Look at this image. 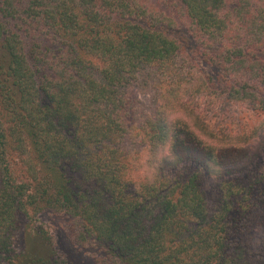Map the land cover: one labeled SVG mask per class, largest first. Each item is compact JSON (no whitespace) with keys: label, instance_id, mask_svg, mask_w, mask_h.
<instances>
[{"label":"trees","instance_id":"obj_1","mask_svg":"<svg viewBox=\"0 0 264 264\" xmlns=\"http://www.w3.org/2000/svg\"><path fill=\"white\" fill-rule=\"evenodd\" d=\"M189 61L264 115V0H0V264H73L44 225L94 264H264V160L181 119Z\"/></svg>","mask_w":264,"mask_h":264},{"label":"rangeland","instance_id":"obj_2","mask_svg":"<svg viewBox=\"0 0 264 264\" xmlns=\"http://www.w3.org/2000/svg\"><path fill=\"white\" fill-rule=\"evenodd\" d=\"M182 66L184 68L180 72V77L185 79L183 81L189 82L190 86L188 93L183 97L188 96L186 104L179 109L181 119L189 124L197 122L200 126L205 125L209 129H213L214 134L221 140V144L232 143L233 146L247 150L250 156H256L255 162L264 160V115L252 112L242 104H233L224 100L216 90L204 89L202 83L198 82L199 70H203V67L197 66L195 62L189 61ZM185 73L186 75H182ZM183 86L181 85V88ZM140 92L142 91L139 89L133 90L132 94L139 101V109L143 113L149 112L153 106L151 93L147 95V92L144 94ZM211 186L208 183L209 189H212ZM28 222L33 227L45 224L44 219L37 220L34 217ZM44 226L52 236L54 248L60 256L68 258L73 264H94L90 258L74 249L64 232L49 228L48 225ZM256 238L257 234L256 236L251 235L248 239L249 248L253 254L258 253Z\"/></svg>","mask_w":264,"mask_h":264}]
</instances>
